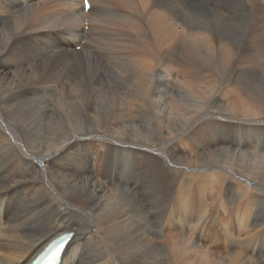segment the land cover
<instances>
[{"label":"bare ground","instance_id":"6f19581e","mask_svg":"<svg viewBox=\"0 0 264 264\" xmlns=\"http://www.w3.org/2000/svg\"><path fill=\"white\" fill-rule=\"evenodd\" d=\"M90 2L86 12L83 0H0V264H31L65 233L75 236L62 264H177L178 233L159 226L166 158L148 148L151 133L165 137L173 165L187 166L186 185L196 181L204 192L206 172L220 177L230 256L207 255L210 264H264V180L252 175L264 177V158L215 149L239 155L249 173L237 178L211 163L217 154L175 161L179 146L188 149L182 140L193 150L203 100L181 98L170 107L190 74L193 85L219 77L221 85L264 87L262 77H221L240 62L264 70V0ZM105 36L110 49L102 47ZM255 95H248L252 113ZM205 144L198 140L196 149Z\"/></svg>","mask_w":264,"mask_h":264},{"label":"rangeland","instance_id":"374dc122","mask_svg":"<svg viewBox=\"0 0 264 264\" xmlns=\"http://www.w3.org/2000/svg\"><path fill=\"white\" fill-rule=\"evenodd\" d=\"M109 18L110 17H108V19ZM109 21L113 22L111 20V18L109 19ZM88 24H90V22L86 23L85 31L89 30L90 25L88 26ZM90 28H91V26H90ZM105 28H106L105 29L106 30L105 35L109 36L112 32L111 31L112 29H111V27H107V26H105ZM85 36L87 37L88 34L86 33ZM107 36H105L104 41L102 42V47L105 48L104 46H106L105 49H110L109 45L111 43L108 42ZM74 49L76 52L80 53V52H82V45H79L77 47L74 46ZM131 51H134V50H131ZM144 64L147 65V62L142 63V65H144ZM258 64L259 63L256 64L255 62H250V61L247 62L246 64L240 62V63H237L230 72H229V68L225 67V70H223V72H221V77L224 76V77H228L230 79L231 76L233 75L232 80L234 79L233 81L236 83L241 82V81H248L251 78L252 79L253 78L254 79H262V78L264 79V70L260 69L259 66H257ZM251 65H253V67ZM225 71H227V73ZM250 71L251 72L253 71L254 72V73L252 72L253 75L255 76V74H256V76L254 77L252 75V73H250ZM247 72H248V74H246ZM181 73L184 74V77L187 76V79L191 78V77L193 78L192 74H190L191 77L189 76V74L186 75V73H193V72L181 71ZM236 75H238V76L236 77ZM248 75L249 76L251 75V76L249 77ZM245 77L246 78L249 77V79H246ZM192 78L188 79L186 81H182V83L180 84V88H181L180 96L178 99L176 98L172 102L170 107L173 104L177 105L176 102H180L181 98H189L195 102H198L199 99L197 98V96L201 97V99L203 100V104L200 107V109H201L200 111H202V112L197 114V117H198L197 119L202 121V123L198 125L199 127H201V131L199 130L195 135H194V131H193V150L189 147V145H191L190 141H188L189 144L187 142H185L184 140L181 141V143L182 142L185 143V145L188 147V149L184 148L183 146H179V149L173 155V158L175 157L174 160L176 161L177 159L180 160V159H183V157L185 158V157L194 156V155H197L200 157H205L208 154L213 153V154H217V155L214 159H209L211 161V163L213 165L217 164L219 166H223L227 169H231V170L235 171V174L234 173L232 174L233 177L237 178V176H238L237 172L249 173L247 170H245L244 167L237 164L236 159L239 157V155L237 156V155L228 154L225 152H219L216 150H218L220 148H230L232 151H236V152H239L241 154H244V152H246L245 154H247L251 157H263L264 158V113H262V112H264L263 111L264 110V96H263L264 95V87H263V85L254 86V87L240 86V85H237L235 83L222 84L221 85L220 83H218L219 77H217L218 79H217V81H214V83H213V81L212 82L210 81L209 82L210 85L208 82L204 83L203 85H193V79ZM236 78H238V79H236ZM212 83L214 86L216 85L218 87V89L216 88V86L215 87L212 86ZM217 84H219V86ZM207 88H209L210 90L208 89V91H207L206 90ZM213 88L214 89L216 88L217 92ZM159 91H160V95H162V94L165 95V93H166L162 89H160ZM204 91L206 94L204 93ZM251 92L256 94L255 98H254V102H256V104L258 105V106L256 105L257 106L256 111H255L256 113L250 112L249 107H248L249 103H250V99L248 98V95ZM210 93L211 94L213 93V94L211 95ZM220 94H222V95H220ZM228 95H231V96H228ZM206 96H207V98H206ZM237 96H238V98H237ZM108 97L110 100L112 98V100L117 102V95L110 93ZM211 97H212V100H211ZM244 97L246 98L245 102L242 101L245 99ZM234 98H236V99H234ZM256 99H258V100H256ZM182 101H184V100H182ZM209 101H210V103H209ZM214 101H215V103H214ZM236 102H238V103H236ZM118 103H119V101H118ZM206 104H207V107H205ZM208 104H209L210 108L208 107ZM230 104L231 105H238V106H241L242 108L233 109ZM202 107L204 108V110H202ZM181 109L183 111L186 110V108H184V107ZM225 111L230 112L228 114V117L222 116V114L220 113V112H225ZM213 112H214V114H212ZM218 112L220 113L221 116L219 115ZM241 113H242V115H241ZM210 114H212V115H210ZM244 115H246V116H244ZM208 116H212V117H210L206 121H204V118L208 117ZM247 116H249V117L250 116H254V117L256 116V119H254V117L253 118L250 117L251 120H249V117H247ZM153 117H154V115L151 114L149 116V121H151L153 119ZM245 117H247L248 119H246ZM227 118H228V120H231L232 122L231 121L229 122L227 120ZM234 118H236V119H234ZM242 120H243V122H242ZM244 120H245V122H244ZM247 121H249V122H247ZM152 123H153V121H152ZM234 129H236V130H234ZM185 130H186V128H183L179 131V133H181ZM211 134H213V137L210 136ZM145 136L147 138V141L149 142V143L145 142V143H147L148 148L151 150H157V151L162 152L164 154V157L166 158V159H164V163H165L164 178L166 179V181H164V184L162 186V194L164 196L165 201L161 207L162 224L159 226L166 231H173L176 234L178 233L177 236L179 238V247L181 250L177 256V264H210L212 262V258L207 259L206 258L207 255L212 257L213 255L217 254V252H218V254L230 256L228 251H226L227 250L226 249V243L224 240L225 235H223L224 229H225L224 223H227V219H226L227 216H226L224 210L222 209V204H221V201L223 199V195H222L223 193H221L222 191L218 187L219 186L218 183L221 181V180H218V179H220V177L215 175L214 173H212V171L206 172L207 175H205V177H204L203 185H205L208 190L206 188H205L206 190L204 189L205 190L204 192L206 194V196L204 197V195H202V194H204V192H201V189H199V185L197 184L196 181H193V186H191L192 184L186 185L185 175L182 173V169H187V166L185 168H183L184 166H180V165H177L175 163L173 165L171 163L170 156H169L170 152H168L169 151L168 145L164 146L161 144L165 137H163L161 140H159V137L154 136L152 133L151 134H145ZM175 137H176V135L173 136L172 138L174 139ZM200 139L204 140L206 144L202 148L201 151H198L196 149L195 145L197 144L198 140H200ZM97 145L98 144H95V146H97ZM247 149H248V151H247ZM194 150H196V151H194ZM166 153H167V155H165ZM262 161H264V160H262ZM175 170L178 171L177 172L178 174H176V175H175ZM252 175L261 179V180H264V177L262 175H257V174H252ZM174 179L177 181H174ZM183 180H184L185 184L183 183ZM211 181H212V183H211ZM216 181H217V183H216ZM213 183L217 184V185H213ZM192 188H194V189H192ZM168 190H170V191L168 192ZM196 190L198 191L197 193H196ZM216 191H217V193H216ZM152 192L154 194H156L154 191H152ZM200 193L202 195V198H201ZM242 196H244L242 198L245 199V196H246L245 193H243ZM201 200H203V201H201ZM194 211L196 212V214H194L195 213ZM242 214H243V212H242ZM98 215L100 217L103 216L99 212H98ZM235 217H236L235 219L238 218L237 215H235ZM193 218L194 219L196 218V220H194ZM202 220H204L205 222ZM200 223H203V226ZM152 226H156V225H152ZM191 228H193V229H191ZM254 231H255V228H253V229L251 228L250 232H247V229H246L245 235L253 234ZM202 233H204V234H202ZM212 233H217V234H216V237H212L210 239V236ZM215 242L217 243V245H212V243H215ZM192 244H195L197 247H199V248H197V249H199L196 251L197 253L193 251V245ZM167 245L169 247V244H167ZM222 245H223V247H221ZM214 247H216L217 251L213 249Z\"/></svg>","mask_w":264,"mask_h":264}]
</instances>
